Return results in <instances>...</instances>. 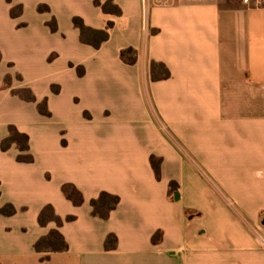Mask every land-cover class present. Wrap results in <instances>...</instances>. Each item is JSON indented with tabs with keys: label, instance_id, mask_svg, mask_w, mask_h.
I'll use <instances>...</instances> for the list:
<instances>
[{
	"label": "crops",
	"instance_id": "crops-1",
	"mask_svg": "<svg viewBox=\"0 0 264 264\" xmlns=\"http://www.w3.org/2000/svg\"><path fill=\"white\" fill-rule=\"evenodd\" d=\"M114 2L119 15L95 0H0V141L15 124L34 155L20 161L17 145L0 149V208L17 209L0 211V264H46L44 256L50 264H264V4ZM75 15L95 28L112 20L109 39L82 42ZM46 43V61L67 52L68 69L39 95L14 52L33 60L29 48ZM128 47L135 63L121 56ZM153 60L170 76L154 80ZM24 86L48 98L50 115L11 92ZM67 182L82 191L81 205L62 191ZM103 190L120 196L108 219L90 203ZM48 203L76 216L60 227L66 251L35 249L57 226L38 221ZM109 233L118 242L107 250Z\"/></svg>",
	"mask_w": 264,
	"mask_h": 264
},
{
	"label": "trees",
	"instance_id": "trees-1",
	"mask_svg": "<svg viewBox=\"0 0 264 264\" xmlns=\"http://www.w3.org/2000/svg\"><path fill=\"white\" fill-rule=\"evenodd\" d=\"M96 5H100L105 14H121L122 9L117 5L114 0H106L101 2L100 0H95ZM40 11H45L49 9V6L46 4H40L38 6ZM22 5H17L12 7L11 14L13 16H18L22 13ZM73 23L80 31V39L82 42L93 45L94 47H100L102 43L109 39L110 31L109 29L113 26L114 22L108 20L106 27L104 28H95L90 25H87L83 17L75 15L73 17ZM48 24L53 31L58 30V23L55 17H53ZM121 56L124 61L128 63H135L137 61L138 53L137 50L133 47L125 48L121 51ZM3 54L0 50V60L2 59ZM78 72L80 75L84 73V67L78 66ZM170 70L163 62L153 60L151 62V75L154 80L164 79L170 76ZM21 77V75H18ZM5 84L9 85L8 78L5 79ZM55 92L59 91L58 85L52 86ZM13 94L19 95L20 97L30 100L37 101L38 109L41 113L50 115V109L48 107V98L44 97L40 101L37 100V97L30 86H24L20 88H13L11 90ZM9 134L0 141V149L8 150L14 144L20 149V153L17 158L20 161L32 162L34 161V155L30 151V136L28 133L19 130L15 124H10L8 126ZM152 163L156 169V173L159 176L160 166L158 161H156L155 156H152ZM172 190H176L177 182L172 181L170 183ZM62 191L64 194L74 202L76 205H81L84 202V196L82 191L72 182H67L62 185ZM120 202V196L118 194L111 193L109 191L103 190L95 198L91 199L92 212L94 215H98L104 219L110 217L111 212L118 206ZM0 211L3 214L11 215L16 213V207L7 203L0 208ZM75 215L69 214L65 218L60 216L53 204L48 203L43 206L39 213L38 221L42 226L48 225L50 222H55L56 227L50 229L48 233L41 236L35 242V249L39 252H50V251H66L69 248L68 241L66 240L64 234L60 230V227L64 224L65 221H71L75 219ZM160 237V233L157 232L153 236V241H157ZM118 237L114 233H109L105 240V248L107 250L114 249L117 247ZM42 260L48 262L49 257L44 256Z\"/></svg>",
	"mask_w": 264,
	"mask_h": 264
},
{
	"label": "rangeland",
	"instance_id": "rangeland-1",
	"mask_svg": "<svg viewBox=\"0 0 264 264\" xmlns=\"http://www.w3.org/2000/svg\"><path fill=\"white\" fill-rule=\"evenodd\" d=\"M67 28L68 26L64 24V29L67 30ZM47 48V43L45 45H33L32 48H29L30 50H28L27 54H29V51L33 54L35 52L33 60L26 59L25 54L22 55L19 51L14 52L18 71L26 74L28 79H30L31 81H37L38 85L36 86V89L39 95L47 92V90L50 88L49 86L51 82L63 78L65 71L68 69L67 52H63L60 56H58V58L48 62L46 61V57L49 56ZM54 56H56V54H52L50 56V59H52ZM8 81L10 84V78H8ZM160 126L165 135L172 139L174 143L178 145V143L174 140V137L169 134L168 130H166L165 126L163 124H161ZM204 175L205 178L210 181L208 176L206 174Z\"/></svg>",
	"mask_w": 264,
	"mask_h": 264
},
{
	"label": "built area",
	"instance_id": "built-area-1",
	"mask_svg": "<svg viewBox=\"0 0 264 264\" xmlns=\"http://www.w3.org/2000/svg\"><path fill=\"white\" fill-rule=\"evenodd\" d=\"M243 3L245 4H250V3H253V2H260V3H263L264 4V0H241ZM148 0H142V3L144 5V7H146V4H147ZM262 245L264 247V240H262Z\"/></svg>",
	"mask_w": 264,
	"mask_h": 264
},
{
	"label": "water",
	"instance_id": "water-1",
	"mask_svg": "<svg viewBox=\"0 0 264 264\" xmlns=\"http://www.w3.org/2000/svg\"><path fill=\"white\" fill-rule=\"evenodd\" d=\"M175 198L179 199V194L178 193H175Z\"/></svg>",
	"mask_w": 264,
	"mask_h": 264
}]
</instances>
